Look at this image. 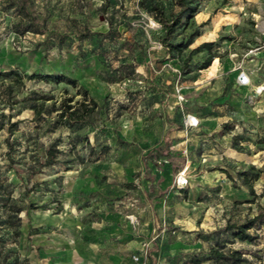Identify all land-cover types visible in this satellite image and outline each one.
<instances>
[{
	"label": "rangeland",
	"instance_id": "rangeland-1",
	"mask_svg": "<svg viewBox=\"0 0 264 264\" xmlns=\"http://www.w3.org/2000/svg\"><path fill=\"white\" fill-rule=\"evenodd\" d=\"M176 1L0 0V73L20 77L0 80V207L19 210L0 209V264H230L211 248L264 264V85L255 75L248 87L236 82L263 47L264 0H195L194 18L166 37ZM192 33L200 36L188 48L165 47ZM209 59L224 83L200 70ZM83 92L95 110L57 126L60 102ZM193 109L205 182L183 193L163 169L178 159L162 141L167 123L182 125ZM49 147L55 162L42 166ZM255 217L253 241L225 231ZM139 248L146 257L136 263Z\"/></svg>",
	"mask_w": 264,
	"mask_h": 264
},
{
	"label": "trees",
	"instance_id": "trees-1",
	"mask_svg": "<svg viewBox=\"0 0 264 264\" xmlns=\"http://www.w3.org/2000/svg\"><path fill=\"white\" fill-rule=\"evenodd\" d=\"M195 0H177L176 4L177 6L180 8V11L177 14V17H175L174 19H172L170 22H165V36L169 37L171 36L175 29L178 27V25L180 24L181 20L185 18V20H189V19H193L194 16L197 14L198 12V4L195 3ZM154 8L156 10V6L154 5ZM33 24V23H32ZM33 27V25H31ZM31 28V27H30ZM200 35L198 33H192L189 36V39L186 43L182 44V43H178L177 45H165V47H167L168 49H173V50H177L180 51L183 48H188L189 46H191L195 39L198 38ZM204 47L207 50H211V48L213 47V44H205ZM212 61L213 59H209L207 61H205L204 65L201 67L200 70H204L207 69L209 67H211L212 65ZM2 78H16V79H20L19 75L17 73H15L14 71H8V72H4V73H0V80ZM28 80L30 81H38V82H43L45 84H60V83H67L69 85H72L74 87L77 88V83L76 81L69 79L67 77H59V76H51V75H41V74H33L30 75L28 77H26ZM10 87H6V89L4 90L5 92H7V90H9ZM11 90V89H10ZM80 93V91H78V94ZM83 98L82 101H77L73 104L74 102V97L70 98V99H63L58 108H57V117H56V122L55 124L57 126H66L68 128H73L76 125H80L82 123H84L87 119V117L90 115V113H92L95 108H96V104L94 103L93 100L90 99V101L88 103H86L87 100V93L83 92ZM13 103H8V108L11 109L13 107L14 104H16L15 101H12ZM52 107H55V105H52ZM35 115L37 114H41V111H43L44 107L43 104L41 105H30L29 107ZM16 123L11 124L10 127H15ZM57 153V151L54 149V147H49L47 152H46V160L45 163L42 166H48V165H53L55 162V154ZM41 168V167H40ZM39 168V169H40ZM243 176H245V174H243ZM247 180V179H245ZM246 184H249L248 182H246ZM251 189V188H250ZM12 198L10 195H7V201H11ZM0 209H4L7 211H12V212H18V209H14V208H9L6 206V203H3L2 206L0 207ZM259 217H255L254 219L248 220L247 222H245L242 225H228L225 228L226 232H231L232 237L234 239L240 240L242 242L244 241H253L254 237L250 236L247 231L251 230L252 228H254L256 222L258 221ZM8 224V220H2L0 218V224ZM209 256L215 261V262H227L230 264H243L245 262L244 259H242L240 253H238L237 251H231L228 254L219 252L218 250L211 248L209 250ZM196 263H198V261H196Z\"/></svg>",
	"mask_w": 264,
	"mask_h": 264
},
{
	"label": "crops",
	"instance_id": "crops-1",
	"mask_svg": "<svg viewBox=\"0 0 264 264\" xmlns=\"http://www.w3.org/2000/svg\"><path fill=\"white\" fill-rule=\"evenodd\" d=\"M260 16V19L262 21L261 22V27H260V40L263 41V47L255 50V52H253V55L251 57H248L249 59L245 62L244 67H240L241 69L243 68L244 74L248 77L249 79V84L248 85H242V86H250L252 80H253V76H257L260 77V83L259 85H264V74L262 72H264V13L260 12L256 17ZM165 62L167 63L168 61L165 59ZM219 64V63H218ZM209 70V79L210 80H215L217 83L222 84L224 83V79H227V75L225 73V70L223 71V69L221 67H219V69L214 68V70H211V68H208ZM207 70V71H208ZM195 72V71H194ZM192 72V74L194 73ZM257 72V73H256ZM191 74V73H190ZM189 74V75H190ZM152 82V79H151ZM196 82V75L194 77V83ZM236 82L238 84V77L236 78ZM153 83V82H152ZM241 85V84H240ZM257 97H260L261 100H264V94L263 91L257 95ZM175 102L173 103V106L170 107V109L172 110L173 107H175ZM168 115V113H166ZM188 117H194L195 119H197V114H196V109L190 110L189 112L187 111L186 114L183 115V119L180 121V123H182V125H178V123H174L173 121H169L165 127V131H164V135H163V143H162V148H167L169 149V155L173 158L178 159V163H176L174 165V168H172V166L169 165V160L168 159H164L163 160V169H167L168 167L170 168V170L174 173H176L181 167H183L184 163H185V157L182 154V151L185 150L187 151V158L190 161L196 162V128H189L186 125V119ZM203 142V141H201ZM198 164V162H196ZM142 164V163H141ZM199 167L200 164H198ZM142 166H144V163L142 164ZM152 164L149 163V165L147 164V169L150 170ZM155 166V165H154ZM142 170L145 169L144 167L141 168ZM140 170V169H139ZM205 180H203L202 185L204 184ZM200 185V186H202ZM198 186V187H200ZM196 186H192L190 187L188 190L186 191H180L183 193H186L189 190H193L196 189ZM178 244V243H176ZM180 244V242H179ZM140 249V248H139ZM137 256L140 259H143V256L146 257V252L143 254L142 253V249H140V252L138 253H134L131 255V260L133 262H136L133 260V257ZM137 263V262H136Z\"/></svg>",
	"mask_w": 264,
	"mask_h": 264
},
{
	"label": "built area",
	"instance_id": "built-area-1",
	"mask_svg": "<svg viewBox=\"0 0 264 264\" xmlns=\"http://www.w3.org/2000/svg\"><path fill=\"white\" fill-rule=\"evenodd\" d=\"M238 81L241 85L249 84V79L244 73H241L238 76ZM186 125L189 128H195L198 125V121L194 117H188L186 120ZM182 154L186 160L183 167H181L175 173L173 181V185L179 192L186 191L192 186L198 187L202 185L204 177V172L200 170L199 165L187 158V151L183 150ZM133 260L138 262L139 258L137 256H134Z\"/></svg>",
	"mask_w": 264,
	"mask_h": 264
}]
</instances>
